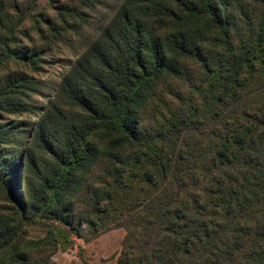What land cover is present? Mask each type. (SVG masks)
I'll list each match as a JSON object with an SVG mask.
<instances>
[{
  "label": "trees",
  "instance_id": "trees-1",
  "mask_svg": "<svg viewBox=\"0 0 264 264\" xmlns=\"http://www.w3.org/2000/svg\"><path fill=\"white\" fill-rule=\"evenodd\" d=\"M22 1L0 0V69L45 62L18 38ZM76 2L64 31L80 9L110 14L46 107L30 104L28 71L0 82V111L39 118L0 122V264H54L62 244L113 228L126 231L116 264H264V0ZM34 226L46 236L29 240Z\"/></svg>",
  "mask_w": 264,
  "mask_h": 264
},
{
  "label": "rangeland",
  "instance_id": "rangeland-1",
  "mask_svg": "<svg viewBox=\"0 0 264 264\" xmlns=\"http://www.w3.org/2000/svg\"><path fill=\"white\" fill-rule=\"evenodd\" d=\"M24 1H22V6L25 10L33 8L32 19L23 28V33L29 34L30 38H26L25 35H19L18 38L22 41V46H35L37 50L44 48L45 53L42 57L45 62L33 71L27 70L21 65L15 66L13 64L8 69H0V82L5 78L6 74H10V71L19 69L25 72L28 71L32 77V82L37 85L36 92L29 94V102L39 109L40 107H46L47 101L56 94V85L61 76L68 70L70 61L75 60L83 52L84 48L80 44L81 38L89 39L91 36L96 35L94 28L103 20L104 13L105 15L110 13L106 12L102 7H98L95 13L80 9L83 14L82 21H79V23L83 26L72 22L70 26L75 27V29L64 31L61 28V21L67 19L64 17L67 12L64 15L63 12L66 8L77 6L76 0H41L36 5L28 2V0ZM48 19H52V22L56 21L61 32L68 33L67 36L73 41V46L66 43L62 38V42H59V39L50 40L48 33L40 35L35 32L34 27L37 23L39 22L38 25L40 26L45 25ZM86 24L91 25V29ZM82 27L83 32L81 33ZM76 30L80 33V37H78V34L73 36ZM46 35L48 36L46 37ZM30 115V113L24 114L20 118L0 111V122L3 124L9 123L10 125L15 124L20 126L21 129H26L27 127L25 128V126H30V124L37 125L39 121V118H33ZM23 133L25 134V132ZM25 135L17 134L15 137L19 153L26 146ZM7 150L12 151L11 148ZM32 175L35 177L36 171H32ZM26 176L30 181L31 173H26ZM30 185L31 182L25 184L22 180H17V187L21 190L19 195H25L26 191L23 192V189ZM6 205L0 193V206ZM27 231L26 235L29 240H38L44 238L47 234V230L43 226L29 227ZM125 235L126 231L122 228H113L97 236L92 234L90 230L85 231L84 239L73 238L74 244L71 248L63 244L60 246L59 251L53 258L54 264H85V262L88 264H116L122 251Z\"/></svg>",
  "mask_w": 264,
  "mask_h": 264
}]
</instances>
